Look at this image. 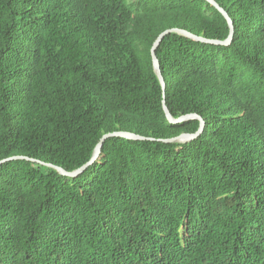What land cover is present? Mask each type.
<instances>
[{"label":"trees","instance_id":"trees-1","mask_svg":"<svg viewBox=\"0 0 264 264\" xmlns=\"http://www.w3.org/2000/svg\"><path fill=\"white\" fill-rule=\"evenodd\" d=\"M0 0V264H264V0Z\"/></svg>","mask_w":264,"mask_h":264},{"label":"water","instance_id":"water-1","mask_svg":"<svg viewBox=\"0 0 264 264\" xmlns=\"http://www.w3.org/2000/svg\"><path fill=\"white\" fill-rule=\"evenodd\" d=\"M211 6L215 7L222 15L223 17L226 19L229 28H230V33L229 36L226 40H212V39H206L202 36H197L189 31L186 30H182V29H178V28H173V29H167L165 31H163L155 40L152 48H151V57H152V61H153V67H154V71L159 79V82L161 84L162 90H163V94H164V99H163V110L166 116L167 121L170 124H180L189 120H193V119H197L200 122V126L199 129L195 132V133H183L177 137L174 138H170V139H160L159 141L163 142V143H189L191 141L196 140L204 131L205 128V121L202 117L196 115V114H187L184 116H181L179 118H174L172 116V114L170 113V110L166 104V100H165V91H166V83L164 80V77L162 75V71H161V67H160V62L158 60L157 57V53L156 50L157 48L160 46L161 42L163 41V39L171 34V33H177L180 34L182 36H185L189 39L195 40V41H201V42H206V43H210V44H214V45H223V46H228L231 44L233 37H234V23L231 19V17L229 16V14L226 12L225 9H223L219 4H217L215 2V0H206ZM110 138H123L126 140H132V141H154L155 139L153 138H148V137H144L132 132H126V131H116V132H111V133H107L104 134L102 136V138L100 139V141L98 142V144L96 145V148L94 150L93 156L91 158V160L89 162H87L86 164H84L83 166H81L80 168L74 170V171H67L61 167L58 166H54L52 164H48V163H44L35 159H30L28 157H24V156H13V157H9V158H5L0 160V165L5 164L7 162L10 161H14V160H27V161H31L34 163H39L41 165L53 168L55 170L58 171V173L64 177L67 178H77L78 176L82 175L90 166H92L96 161H98L101 157V153H102V148L103 145L105 143L106 140L110 139Z\"/></svg>","mask_w":264,"mask_h":264}]
</instances>
